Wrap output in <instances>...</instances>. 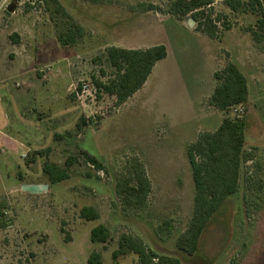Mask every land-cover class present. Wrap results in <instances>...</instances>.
Returning <instances> with one entry per match:
<instances>
[{"label":"rangeland","instance_id":"rangeland-1","mask_svg":"<svg viewBox=\"0 0 264 264\" xmlns=\"http://www.w3.org/2000/svg\"><path fill=\"white\" fill-rule=\"evenodd\" d=\"M173 1L0 0V125L1 110L12 107V130H3L29 143L25 150L0 135V142H6L0 143V264H88L93 252L101 255V264H140L133 253L114 259L124 234L180 264H264V39L252 37L259 32L260 15L233 12L226 2L210 0L206 11L218 29V38L211 39L196 23L184 25L189 16L168 14ZM170 19L205 37L218 69L229 61L240 66L249 86L247 104L238 107L243 112L215 109L204 98L187 122L185 113L162 111L168 94L154 85L120 106L97 87L96 81L108 83L117 74L107 61V47L123 45L122 37L142 36L144 42L137 45L168 37L175 24L158 23ZM75 25L82 29L77 44L63 46L59 35ZM16 29L24 32L17 43L12 38ZM206 68L199 66V73L206 74ZM226 117L246 119V149L253 157L244 166L238 192L226 200L198 251L189 256L176 244L194 206L186 147ZM81 118L88 125L77 129ZM47 149L45 156L33 157L34 151ZM82 151L96 156L104 170L87 163ZM70 156L77 158L71 178L50 184L44 162L65 167ZM135 160L152 184L142 209L125 208L117 191V180ZM28 184L47 185L48 190L35 195L22 191ZM90 206L98 211L97 220L81 217L80 211ZM98 225L110 230L109 241H91Z\"/></svg>","mask_w":264,"mask_h":264},{"label":"trees","instance_id":"trees-1","mask_svg":"<svg viewBox=\"0 0 264 264\" xmlns=\"http://www.w3.org/2000/svg\"><path fill=\"white\" fill-rule=\"evenodd\" d=\"M99 2L101 0H92ZM264 0H230L227 7L233 11H252L260 15L258 31H253L252 37L256 42L263 41L264 32ZM211 4L210 0H174L168 14L183 19L189 16L196 24V29L203 35L216 39L218 29L216 22L211 19L206 8ZM148 11L153 10L149 7ZM73 31L67 35L60 34L58 40L63 46L76 45L77 36L82 34L80 26L75 25ZM15 36V37H13ZM13 41L18 42V36L12 35ZM106 58L110 66L117 72L116 77L108 83L96 81L97 87L105 93L114 96L118 106L124 104L147 82L157 62L167 57L165 45H156L145 50L124 49L116 46L106 48ZM216 85L213 93L206 101L207 104L221 111L232 109L239 111L249 100L248 79L240 66L229 61L224 67L214 73ZM236 113V112H235ZM88 121L81 118L76 125L77 129L87 126ZM63 139L61 134L54 136ZM49 149L34 151L33 157L45 156ZM87 163L99 171L104 170L99 159L87 151H82ZM186 155L189 161L192 180L194 184L193 212L185 232L181 233L176 244L178 249L189 256H193L199 249V244L207 227L228 198L235 195L240 186L243 169L253 155L246 149V119L244 117H226L214 132L200 133L195 142L186 147ZM77 162V158L70 156L61 167L52 162H44L43 174L50 184H58L71 178L70 169ZM152 184L146 174L143 165L135 160L127 175L117 180V191L125 208L142 209L147 205ZM83 219L97 220L99 213L94 207H84L80 211ZM166 225L169 223L165 222ZM111 237L110 230L105 225L93 228L90 234L93 243H105ZM128 253L136 254L140 264H180L177 258L161 256L157 252L147 248L143 243L132 236L122 235L119 247L113 253L114 259ZM102 257L93 252L88 264H101Z\"/></svg>","mask_w":264,"mask_h":264},{"label":"crops","instance_id":"crops-1","mask_svg":"<svg viewBox=\"0 0 264 264\" xmlns=\"http://www.w3.org/2000/svg\"><path fill=\"white\" fill-rule=\"evenodd\" d=\"M168 22L174 23L175 21L171 19L161 21L158 23V25ZM174 24V27H172L170 30V36L163 37L161 38V40H159V35L158 40L153 42L152 44L137 45V43L144 42V38L142 36L133 40H128L127 37H122L120 38V41L124 44L116 47L124 49L145 50L161 44L166 46L168 52L167 57L157 62L147 82L136 94H138L139 92L144 93V91L149 90V88L154 85V89H156V91L158 90L159 93L166 95L168 94L167 100L164 101L161 105L162 111H171L177 114L185 113L188 115L187 117H185V121L189 122L191 121L190 114L198 113V104L204 98H209L213 93L215 87L214 73L218 70V67L216 57L212 53V50L208 47L205 37H203L199 33L190 31L186 27L185 29L182 28L180 23ZM140 27L141 26H139V28ZM134 29L136 30V32L139 31V29H137L136 27H134ZM13 32L14 35L17 34V36H20L23 39V31L16 29ZM162 32L163 31L161 30V33ZM129 41L135 42L136 45L131 46V44H129ZM200 59L205 62L200 63ZM205 64L207 65L205 71L206 74L202 75V69H200L199 73L198 68L199 66ZM167 69H170V71L166 72ZM1 112L3 118L0 125V135L5 139H9L14 143L19 144L23 149H28L29 143L25 144L23 141L17 140L15 137H13L12 135L14 134H11V132H6L3 130V128L12 130V123H9V115L10 113L12 114V112H14V109H12V107H9L8 111L1 110ZM222 121L223 120L218 123L217 127L214 130H208V126L205 129H207L208 132H214L221 125ZM209 124L213 125L214 122H210ZM22 126L25 127L24 125ZM0 143L3 145L6 144L5 141H1ZM0 146L2 147V145ZM2 152L4 154H7L6 150H2Z\"/></svg>","mask_w":264,"mask_h":264},{"label":"water","instance_id":"water-1","mask_svg":"<svg viewBox=\"0 0 264 264\" xmlns=\"http://www.w3.org/2000/svg\"><path fill=\"white\" fill-rule=\"evenodd\" d=\"M10 12H14L15 11V7L11 6L9 9ZM186 27L191 28L195 25V22L192 19H189L186 23H185ZM48 190V186L47 185H24L22 186V191L24 192H28L31 194H40L43 193L45 191Z\"/></svg>","mask_w":264,"mask_h":264},{"label":"built area","instance_id":"built-area-1","mask_svg":"<svg viewBox=\"0 0 264 264\" xmlns=\"http://www.w3.org/2000/svg\"><path fill=\"white\" fill-rule=\"evenodd\" d=\"M215 1H216V2H218V1H219V2H220V1H221V2H228V1H230V0H215ZM6 3H7V1L5 2V4H6ZM211 4H212V3H211ZM5 6L7 7L8 5L6 4ZM83 92H86V91H83ZM238 112L241 113V112H243V111H242V109H240ZM25 157H26V155L24 156V158H25Z\"/></svg>","mask_w":264,"mask_h":264}]
</instances>
